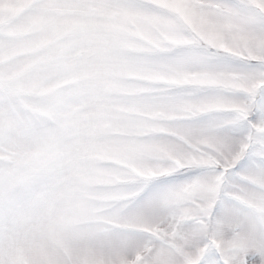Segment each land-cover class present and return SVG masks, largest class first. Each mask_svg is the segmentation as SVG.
Masks as SVG:
<instances>
[{
  "label": "snow or ice",
  "instance_id": "1",
  "mask_svg": "<svg viewBox=\"0 0 264 264\" xmlns=\"http://www.w3.org/2000/svg\"><path fill=\"white\" fill-rule=\"evenodd\" d=\"M0 264H264V0H0Z\"/></svg>",
  "mask_w": 264,
  "mask_h": 264
}]
</instances>
